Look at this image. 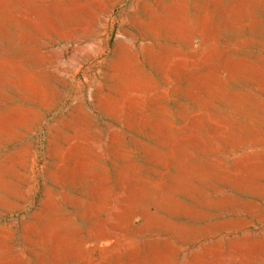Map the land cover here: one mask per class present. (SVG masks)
<instances>
[{
  "label": "rangeland",
  "instance_id": "374dc122",
  "mask_svg": "<svg viewBox=\"0 0 264 264\" xmlns=\"http://www.w3.org/2000/svg\"><path fill=\"white\" fill-rule=\"evenodd\" d=\"M0 264H264V0H0Z\"/></svg>",
  "mask_w": 264,
  "mask_h": 264
}]
</instances>
